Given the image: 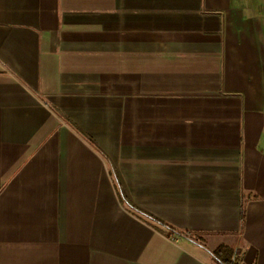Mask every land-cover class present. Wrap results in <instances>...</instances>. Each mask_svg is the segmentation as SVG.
I'll return each mask as SVG.
<instances>
[{"label":"crops","instance_id":"obj_1","mask_svg":"<svg viewBox=\"0 0 264 264\" xmlns=\"http://www.w3.org/2000/svg\"><path fill=\"white\" fill-rule=\"evenodd\" d=\"M222 244L264 264V0H0V264Z\"/></svg>","mask_w":264,"mask_h":264},{"label":"trees","instance_id":"obj_2","mask_svg":"<svg viewBox=\"0 0 264 264\" xmlns=\"http://www.w3.org/2000/svg\"><path fill=\"white\" fill-rule=\"evenodd\" d=\"M243 216H244V208L242 206L241 209V221H243ZM152 219L157 220L162 226L166 227L167 229L178 233L180 235H183L185 237H189L191 239H194L199 242V238L197 234L191 233L189 231H182L178 230L174 226L155 218L154 216H150ZM201 243V242H200ZM212 259L215 264H244L242 259L240 258L239 255L236 254L235 248L231 247L226 244L219 245L216 247L212 252Z\"/></svg>","mask_w":264,"mask_h":264}]
</instances>
